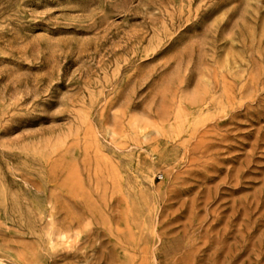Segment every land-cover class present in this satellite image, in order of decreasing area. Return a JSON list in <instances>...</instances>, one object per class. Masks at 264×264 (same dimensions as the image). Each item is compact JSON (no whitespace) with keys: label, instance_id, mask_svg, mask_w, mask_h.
I'll use <instances>...</instances> for the list:
<instances>
[{"label":"rangeland","instance_id":"obj_1","mask_svg":"<svg viewBox=\"0 0 264 264\" xmlns=\"http://www.w3.org/2000/svg\"><path fill=\"white\" fill-rule=\"evenodd\" d=\"M0 264H264V0H0Z\"/></svg>","mask_w":264,"mask_h":264}]
</instances>
